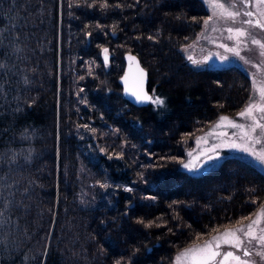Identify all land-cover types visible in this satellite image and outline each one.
Here are the masks:
<instances>
[{
    "label": "trees",
    "instance_id": "trees-1",
    "mask_svg": "<svg viewBox=\"0 0 264 264\" xmlns=\"http://www.w3.org/2000/svg\"><path fill=\"white\" fill-rule=\"evenodd\" d=\"M69 3L0 0V38L11 32L23 50L0 56L8 64L0 69V264H173L214 229L249 220L264 203V173L251 162L232 155L198 174L181 168L194 139L238 114L251 94L240 64L195 69L180 53L207 16L203 1L108 0L106 10ZM125 52L136 54L164 107L122 97ZM83 125L129 172L119 173L116 159L90 158L94 138L82 140Z\"/></svg>",
    "mask_w": 264,
    "mask_h": 264
},
{
    "label": "snow or ice",
    "instance_id": "snow-or-ice-1",
    "mask_svg": "<svg viewBox=\"0 0 264 264\" xmlns=\"http://www.w3.org/2000/svg\"><path fill=\"white\" fill-rule=\"evenodd\" d=\"M139 3V0H136ZM87 4L88 8H93L99 3V7L102 10H106L110 7L108 0H91L89 3L88 0H75L72 2L70 0L69 7H79L81 4ZM203 3L210 5L212 9V15L208 16L203 20V25L207 27L210 22H213L214 17L217 20L231 21L233 24L237 21L241 16L247 17V19H243L240 21L241 25H247V28L241 27H226L224 31H227L229 34L227 36V40L234 41L233 46H229L226 43H220L217 45L219 48H223L225 52L232 53L240 59H244L241 56L239 47L241 44L246 46V41L242 38H247L250 40L252 45H257L259 47V56L262 58L261 63L264 64V42H261L260 39H257L251 32V29H259L264 32V0H238V3L243 6V8H238L236 2H231V0H203ZM128 7H132L133 5H127ZM124 5L117 3L115 4V8H122ZM252 8L255 11L251 10ZM193 22L199 23L196 18H193ZM89 27L85 25V28ZM97 28H102L103 26L100 24L96 25ZM116 25L112 26L113 33L115 32ZM215 26L212 27V31H218ZM86 35H91L90 33H86ZM150 40L153 37H148ZM18 37L12 36L11 32L7 35H3L0 38V56L9 57L10 53H20L23 50L17 44ZM5 41L8 43L5 44ZM101 54L103 56L104 67L109 66L110 57H109V49L104 47L101 49ZM218 55L220 62L223 64L228 60V56L226 55ZM126 59L129 62L136 61V57L131 54L126 55ZM188 59L194 64L199 66L201 63H206L210 57L205 56L203 61L194 60L191 56ZM248 63L247 60H245ZM13 67H15L13 65ZM259 67V66H257ZM0 69H8V64L0 61ZM11 71V69H9ZM7 74V73H6ZM5 74V75H6ZM89 74H91V69L89 70ZM139 74L143 75V69H139ZM255 76V74H253ZM2 78V77H0ZM83 79V77H81ZM126 86V92L130 91L132 97L135 98V102L144 103L150 102L157 106V108H162L165 106V101L163 98L159 96H149L144 91L140 84V81L137 80L135 84V88L129 90L128 85V75L125 74L124 77H121ZM22 83L24 85H29L30 80L28 77L22 78ZM254 81V86H255ZM81 92L84 89H80ZM258 98L256 96H251L250 103L246 105V107L238 113L239 117L244 118L246 121H250V123H237L235 120H230L228 117L221 115L219 117V121L224 122L227 121L226 127L238 130L234 131L229 137L226 132H209L206 133L205 136L197 137V143L200 144L201 141L205 145L209 144L208 137L214 136L218 142L212 143L209 147L201 148L198 154L193 155V152H189L188 156L191 159L182 163V167L190 173H197L203 169L204 166L214 164L218 159L221 158L220 152L218 151L221 147H226L234 150H239L248 153L252 156L258 163L264 165V81L259 82V86L257 88ZM4 89L3 86L0 85V94H3ZM15 99L19 100V96L15 97ZM83 102V101H82ZM28 106H31L30 104ZM20 108L17 106L15 111H19ZM259 114V115H257ZM85 129H88V125H83ZM215 128H220L221 124H216ZM92 132H95V129H90ZM259 130V133H257ZM191 135V134H187ZM261 145L260 149L257 150L255 145ZM103 152L104 150L101 149ZM111 155H109V159H111ZM117 158H120V155H117ZM27 159V157H26ZM175 159V158H173ZM11 162V161H9ZM142 176V174H141ZM143 178V177H142ZM101 188H108L111 185L107 183H101ZM126 192H132L133 189L130 187H126L123 189ZM27 191V190H26ZM9 196H12V193H9ZM0 198H2V194H0ZM146 199L154 200L155 197H146ZM179 203L178 201H173V205ZM252 203H256L255 200ZM12 204H15V201H12ZM8 204L4 205V208H8ZM262 218H264V204L260 206V211L256 213V218L251 219L250 223L247 225L241 224L240 227L234 229H225L223 232H219L218 234L212 235L210 239L204 241L202 245H194L188 248L181 250L176 257L174 258L173 264H256L254 260L246 259L253 255L252 248L255 245H259L261 251H257L255 254L261 259H264V226H261ZM249 219L248 217H242V220ZM5 213L4 211H0V227L5 223ZM137 223H144L143 220H137ZM153 221H149L144 224L145 228H149L153 226ZM162 225L156 224V227H161ZM202 234H197V238H199ZM255 242V245L253 244ZM222 246H227L228 249L233 250H224L222 251ZM242 252L243 257L237 253ZM115 264H122V260H117Z\"/></svg>",
    "mask_w": 264,
    "mask_h": 264
},
{
    "label": "rangeland",
    "instance_id": "rangeland-1",
    "mask_svg": "<svg viewBox=\"0 0 264 264\" xmlns=\"http://www.w3.org/2000/svg\"><path fill=\"white\" fill-rule=\"evenodd\" d=\"M221 2H224V0H221ZM231 2H236L238 8H241V9L243 8V6L238 3V0H231ZM203 4L205 5V8H207V16L205 17V18H207L208 16L212 15V9H211L210 5H207L205 3H203ZM251 10L255 11L254 8H252ZM243 19H247V17L241 16L240 18L237 19L235 24H233L231 21L217 20L214 17L213 22H210V24L207 27H205L203 25V21H202L200 29H199L200 31L198 32V34L188 44H185L184 46L180 47L179 51H180V53H182L185 56L187 63L190 64L195 69L196 68H206V66H210V65H213V66L228 65V63H232V62L236 63L238 65L240 64L244 68V70L249 73V76H250V81H251L250 97L256 96L258 98L259 94H258L257 88L259 86V82L264 81V64L261 63L262 58L259 56V51H260L259 47L257 45H252L250 40H248L247 38H242L246 41V46L244 44H241V46L239 47V51H240L241 56L244 57V59H240V57H237L232 53L225 52L223 48L217 47V45L220 43H226L229 46H233L234 41L227 40V36L229 34L227 33V31H224V29L226 27H241V26L247 28V25H241V23H240V21ZM213 26H215L219 30L218 31H212ZM251 32L257 39H260L261 42H264V32L260 31L259 29H251ZM217 54L226 55L229 58L226 62H224L222 64L220 62ZM189 56H191L194 60H198V61H203L205 56H209L210 59L206 63H201L199 66H197V65H194L188 59ZM245 60H247L248 63H246ZM257 66H259V67H257ZM253 74H255V76ZM254 81L256 82L255 86H254ZM248 103H250V99L247 101V103L241 109V111L246 107V105ZM257 115H259V114H257ZM228 118L230 120H235L237 123H245V124L250 123V121H246L244 118L239 117L238 114L231 116V117H228ZM218 123L221 124V127L215 128L214 126ZM226 124H227V121L221 122V121H219V118H218L213 124L209 125L207 130H205L204 132L199 134L198 137L205 136L206 133L213 132V131L217 132V133L226 132V133H228L229 137H231V134L234 131H238V130L226 127ZM90 129H92V128H90ZM79 131H80L79 133H80V137L82 138V140H83V138L89 137L90 135L94 138V139H91L90 142L86 143L88 145H90V143L94 145V148L93 149L91 148L92 151H91V157H90L93 161H96L97 156L93 155L92 153H95L97 155H103L108 160L116 159L118 161V164H119L118 172L119 173L124 172V171L129 172V168L125 164L126 161L121 155H120V158H117V155H118L117 154V155L111 156L112 158L109 159V154H107L105 152L106 151L105 148L103 146H100V143L95 140V136L97 134L96 130H95V132H92L91 130L88 131L84 127L82 129L80 127ZM257 133H259V130H257ZM196 138L194 139L192 145L185 150V154L181 160V168H183L182 163H186L191 159V157L188 156L189 152H193V155H196V154H198V152L201 148L209 147L212 143L218 142L216 140V137L209 136L208 137V140H209L208 145H205L203 143V141H201V143L198 144ZM96 139H98L97 136H96ZM83 141L85 142L86 140H83ZM123 144H124V142H123ZM260 147H261V145H259V144L255 145V148L257 150H259ZM101 149H103L104 151L102 152ZM218 151L220 152L221 158L218 159L214 164L204 166L201 171H199L195 174H198L202 171L210 169L213 166H216L221 161L222 157L232 156V155L238 156L241 159H245L248 162H251L254 166H256L258 169H260L264 173V165H261L260 163H258L252 156H250L246 152L234 150V149H230V148H226V147H221ZM185 171L188 172L187 170H185ZM105 173H106V171H105ZM107 173H108V171H107ZM87 176L89 177V180H90L91 177L89 176V174H87ZM90 182H92V181L90 180ZM129 182H130V180H129ZM131 182H133V181L131 180ZM103 183H106V182H103ZM120 186L123 189L126 187L131 188V186L128 185V182L121 183ZM104 190H107V188L106 189L104 188ZM90 196H91V191L88 189L86 190L84 188V197L83 198L87 199ZM260 206L257 209V211L255 212V214L249 220H247L244 223L236 224V226H234V227H227V229H234V228L240 227L241 224L247 225L248 223H250L251 219L256 218V213H258L260 211ZM261 226H264V218H262ZM219 232H223V231H219ZM215 234H217V232ZM202 244L203 243L197 244V245H202ZM253 244L255 245V242H253ZM186 248H188V247H186ZM183 249H185V248H182V250ZM252 251L257 252V251H261V249L259 248V245H255L252 248ZM179 252H177L174 255V258L176 257V255ZM237 254L241 255V252H239ZM241 256L243 257V255H241ZM174 258H173V260H174ZM246 259H251V260L255 261V258L252 256L248 257ZM259 259H260V264H264V259H261V257H259Z\"/></svg>",
    "mask_w": 264,
    "mask_h": 264
},
{
    "label": "water",
    "instance_id": "water-1",
    "mask_svg": "<svg viewBox=\"0 0 264 264\" xmlns=\"http://www.w3.org/2000/svg\"><path fill=\"white\" fill-rule=\"evenodd\" d=\"M127 54H131L132 56H135L136 57V61L129 62L126 59V55ZM101 56H102V54H101ZM102 62H103V65H104L103 56H102ZM123 66H124V68H123V70H122V72H121V74L119 76V79H118V84L122 88V97L125 98L130 104H133L136 107H143V106L147 105L148 103H150V102H144V103L135 102V98L131 96L130 91L126 92L125 83L121 79V77H124L125 74L127 73V75H128V85H127V87H128L129 90L134 89L136 81L139 80L140 84H141V86L143 88V91L147 95L151 96V94H150V92L148 90V87H147L148 76H147L146 69L142 65H140L139 59L136 56V54H133L131 52L130 53L129 52H125L123 54ZM139 69H143V75L142 76L139 74Z\"/></svg>",
    "mask_w": 264,
    "mask_h": 264
},
{
    "label": "flooded vegetation",
    "instance_id": "flooded-vegetation-1",
    "mask_svg": "<svg viewBox=\"0 0 264 264\" xmlns=\"http://www.w3.org/2000/svg\"><path fill=\"white\" fill-rule=\"evenodd\" d=\"M225 229H227V228H225ZM225 229H224V230H225ZM224 230H222V231H224ZM217 234H218V233H217ZM215 235H216V234H215ZM221 250H222V251H224V250H233V251H235L234 249H228L227 246H222V249H221ZM252 252H253V251H252ZM255 253H256V252H253L252 257L255 258V262H256V264H260L259 256H257ZM241 255H243L242 252H241Z\"/></svg>",
    "mask_w": 264,
    "mask_h": 264
}]
</instances>
